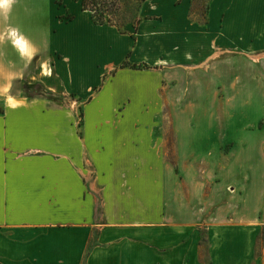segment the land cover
Wrapping results in <instances>:
<instances>
[{
  "label": "rangeland",
  "instance_id": "1",
  "mask_svg": "<svg viewBox=\"0 0 264 264\" xmlns=\"http://www.w3.org/2000/svg\"><path fill=\"white\" fill-rule=\"evenodd\" d=\"M248 1L117 0L105 14L114 24L110 26L96 24L77 0H14L7 11L0 8V92L52 99L81 135L86 125L94 127L95 145L83 162L143 164L138 183L106 180L113 194L120 185L134 193L108 199L111 207L128 211L110 214V220L259 224L260 250L264 0L244 6ZM248 15L258 31L246 40L251 43L246 54L241 49L245 43L239 46L234 34L224 35L219 27L226 19L235 30ZM10 27L32 38L33 57L21 56L11 45ZM170 54L174 60L169 66L194 70V85L173 89L168 81L157 82L152 62ZM68 57L74 68L67 67ZM86 65L90 82L84 79L90 71ZM15 70L20 77L9 89L4 84ZM208 72L218 73V85ZM124 82L135 84L130 94L122 91ZM24 84L27 90H22ZM34 84L41 86L39 91ZM96 94L98 111L108 109L104 100L113 99L112 117L89 113Z\"/></svg>",
  "mask_w": 264,
  "mask_h": 264
},
{
  "label": "crops",
  "instance_id": "2",
  "mask_svg": "<svg viewBox=\"0 0 264 264\" xmlns=\"http://www.w3.org/2000/svg\"><path fill=\"white\" fill-rule=\"evenodd\" d=\"M254 2L249 0L244 6ZM8 7L1 9L5 12ZM221 23V33L234 34L249 54L251 43L246 40L250 42L258 31L251 16L235 30L226 19ZM7 54L5 50L2 55ZM173 60L171 54L153 60L157 82L168 81L173 89L194 85V70L169 66ZM71 62L67 67L74 68ZM224 62V58L218 61L214 71ZM86 66L90 70L91 65ZM91 74V70L84 74L86 82L92 80ZM19 77L15 70L3 84L10 89ZM207 77L219 84L218 73L208 72ZM134 85L124 82L122 91L130 94ZM98 95L92 98L89 113L112 117L113 99L104 100L108 109L98 111ZM9 97L0 92V264H264V240L258 250L259 224L110 220V214L128 215V211L111 207L108 199L134 193L133 189L121 190L120 185V191L114 189L113 194L106 180L116 177L122 183H135L143 177V164L83 162L95 145L94 127L86 125L81 135L66 118L63 106L50 98L11 97L16 102L13 107Z\"/></svg>",
  "mask_w": 264,
  "mask_h": 264
},
{
  "label": "trees",
  "instance_id": "3",
  "mask_svg": "<svg viewBox=\"0 0 264 264\" xmlns=\"http://www.w3.org/2000/svg\"><path fill=\"white\" fill-rule=\"evenodd\" d=\"M82 10L90 11L92 13L93 21L96 24H109L114 25L109 19L106 18V11L116 7L117 0H77ZM34 88L39 91L41 86L39 84H34ZM22 90H27V85L22 86Z\"/></svg>",
  "mask_w": 264,
  "mask_h": 264
},
{
  "label": "bare ground",
  "instance_id": "4",
  "mask_svg": "<svg viewBox=\"0 0 264 264\" xmlns=\"http://www.w3.org/2000/svg\"><path fill=\"white\" fill-rule=\"evenodd\" d=\"M8 3L9 0H7V3L5 5H0V8L6 10V8L8 7ZM8 34V38H10L11 44L20 53L21 56L28 58L33 56V43L31 44L30 41L22 33H20L16 28L11 27ZM16 41H19V43H16Z\"/></svg>",
  "mask_w": 264,
  "mask_h": 264
},
{
  "label": "clouds",
  "instance_id": "5",
  "mask_svg": "<svg viewBox=\"0 0 264 264\" xmlns=\"http://www.w3.org/2000/svg\"><path fill=\"white\" fill-rule=\"evenodd\" d=\"M7 3V0H0V5H5ZM16 43H19V41H16ZM8 102L14 107L15 103L11 97L8 98Z\"/></svg>",
  "mask_w": 264,
  "mask_h": 264
}]
</instances>
